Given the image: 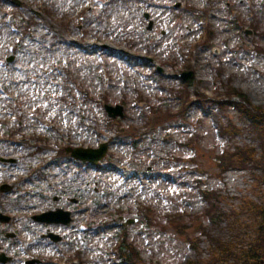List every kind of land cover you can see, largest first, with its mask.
<instances>
[{"label":"rangeland","instance_id":"1","mask_svg":"<svg viewBox=\"0 0 264 264\" xmlns=\"http://www.w3.org/2000/svg\"><path fill=\"white\" fill-rule=\"evenodd\" d=\"M11 11L20 27L32 23L21 44L7 30ZM186 64L188 92L196 89L201 100L189 94L192 103L182 105L170 89L186 82ZM224 84L264 109V0H0V87L14 99L13 114L0 100V157L17 158L0 163V182L13 187L0 199L24 207H7L14 220L4 229L33 239L30 252L54 253L57 264H131L114 259L122 232L138 251L132 264L207 261L198 225L223 240L233 234L226 218L203 215L200 190H216L221 210L242 224H252L245 201L264 203L258 170L217 171L222 150H258L250 120L230 101L220 103ZM103 97L123 116L108 118ZM226 123L235 131L218 129ZM100 143L106 153L95 164L58 155ZM58 204L72 216L67 227H49L62 237V257L39 238L46 227L27 217Z\"/></svg>","mask_w":264,"mask_h":264},{"label":"trees","instance_id":"2","mask_svg":"<svg viewBox=\"0 0 264 264\" xmlns=\"http://www.w3.org/2000/svg\"><path fill=\"white\" fill-rule=\"evenodd\" d=\"M225 87L220 101L223 99L230 101L235 98L234 106L237 108L238 114L250 120V127L255 132L258 150L251 146H244L234 148L230 151H222L216 156L217 171L222 173L231 167L251 168L260 170V177L264 180V109L260 106L252 105L242 91L229 85ZM188 96L189 94L186 92L184 96L185 102H191V100H188ZM222 127L235 131V127L230 129L231 125L229 123L221 124L220 129ZM201 194L207 203L206 208H204L206 217H209V219L226 218L228 225H231L230 231L233 234L231 239L223 240L220 237L211 235L206 231L204 226L199 224V232L207 239L206 241L209 246V253L207 254L208 260L202 264H248L250 259L258 255L256 250L257 252L263 251L261 256L264 257V250H262L264 243L261 237L264 232V203H256L253 201L245 202L247 206L246 210L248 209L249 212L248 217H251L252 224H248L247 221L242 224L241 221L237 222L234 220V217L228 218L230 216L219 209V195L216 191L201 190ZM178 216L184 218L183 216ZM187 216L190 218L194 215L189 214ZM248 230L254 236L253 239L245 240L244 237L248 235ZM116 250L120 253L124 263L132 264L133 262L140 261L138 251L135 249L134 244L124 234Z\"/></svg>","mask_w":264,"mask_h":264},{"label":"water","instance_id":"3","mask_svg":"<svg viewBox=\"0 0 264 264\" xmlns=\"http://www.w3.org/2000/svg\"><path fill=\"white\" fill-rule=\"evenodd\" d=\"M190 76V73H185L183 77L187 79ZM105 109L108 112L109 116H116V115H122V107L120 106H105ZM104 146H102L100 149H75L72 150V155L75 156L76 158H80L83 160H90L95 162L99 158L102 157L104 153ZM45 217H43L44 220H49V221H54V220H63L65 221L66 219L60 217L61 213L59 212H53V213H46L44 214ZM253 264H258V263H253Z\"/></svg>","mask_w":264,"mask_h":264},{"label":"flooded vegetation","instance_id":"4","mask_svg":"<svg viewBox=\"0 0 264 264\" xmlns=\"http://www.w3.org/2000/svg\"><path fill=\"white\" fill-rule=\"evenodd\" d=\"M7 207H14V205L12 203L5 204V206L4 205H1V199H0V214H2V215L7 214L6 213V212H8ZM21 208H24V207L22 206ZM43 225H47V226H46V228H44V230L42 232H40L39 237H40L41 241H44V242H46L48 244H51L52 243L51 242V239L48 236L49 233L51 232L50 229H49V226L50 225L51 226H55V224H43ZM4 235H6V232H4ZM14 235H15V233H14ZM45 236H47V238H44ZM44 239H46V241ZM6 241H8V240L5 239V240H3L1 242V247H3L4 250L7 251V252H11L10 248L13 245V243H8V245L5 247V242ZM26 242H28V243L31 244L33 241L30 238H26ZM28 243H27L26 247L24 245L20 247L21 254H23L22 255L23 256V264H25L26 261L28 260V256L27 255H28V253H30ZM16 258H17V254L11 255L12 261L16 260ZM40 260L41 261H40L39 264H51L50 261H45L43 258H40ZM18 262L20 263V260H18Z\"/></svg>","mask_w":264,"mask_h":264}]
</instances>
